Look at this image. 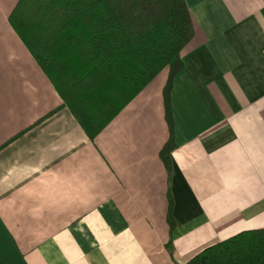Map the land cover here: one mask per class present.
<instances>
[{
	"label": "crops",
	"instance_id": "crops-1",
	"mask_svg": "<svg viewBox=\"0 0 264 264\" xmlns=\"http://www.w3.org/2000/svg\"><path fill=\"white\" fill-rule=\"evenodd\" d=\"M17 1L0 0V264H186L264 228V0H185L170 171L167 68L90 140L10 25Z\"/></svg>",
	"mask_w": 264,
	"mask_h": 264
},
{
	"label": "trees",
	"instance_id": "trees-1",
	"mask_svg": "<svg viewBox=\"0 0 264 264\" xmlns=\"http://www.w3.org/2000/svg\"><path fill=\"white\" fill-rule=\"evenodd\" d=\"M8 21L90 140L167 68L169 136L159 154L171 170L170 92L183 67L180 52L194 36L185 0H18ZM186 264H264V228L206 247Z\"/></svg>",
	"mask_w": 264,
	"mask_h": 264
}]
</instances>
